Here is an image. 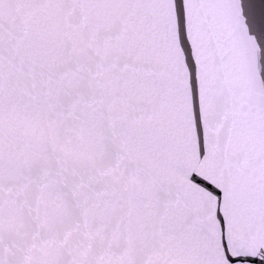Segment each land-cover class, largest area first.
Listing matches in <instances>:
<instances>
[{
    "label": "snow or ice",
    "instance_id": "snow-or-ice-1",
    "mask_svg": "<svg viewBox=\"0 0 264 264\" xmlns=\"http://www.w3.org/2000/svg\"><path fill=\"white\" fill-rule=\"evenodd\" d=\"M0 264H264V0H0Z\"/></svg>",
    "mask_w": 264,
    "mask_h": 264
}]
</instances>
